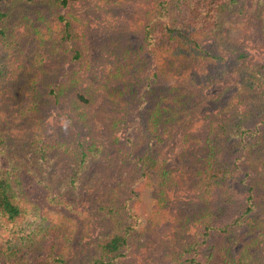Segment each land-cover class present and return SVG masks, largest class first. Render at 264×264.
<instances>
[{
    "label": "rangeland",
    "instance_id": "obj_1",
    "mask_svg": "<svg viewBox=\"0 0 264 264\" xmlns=\"http://www.w3.org/2000/svg\"><path fill=\"white\" fill-rule=\"evenodd\" d=\"M153 6V0H74L64 8L50 2H18L9 6L12 16L5 22L15 28L21 39L13 40L17 44L6 46L0 33V60L8 59L15 69L14 74L0 79V100L3 103L0 127L7 142L17 147V157L25 154L23 146L27 144L32 123V116L25 107V77L28 76L29 82L41 89L42 97L46 86L61 79L64 72L73 71L77 82L59 103L41 98V107L37 111V120L41 118V135L51 141L82 138L89 142L97 138L102 152L86 164L89 168L79 184H86L80 190L83 193L67 197L72 207L51 206L49 198L44 196L42 181L53 180L57 185L65 181L68 171L64 162L52 161L48 167L43 165L44 170L33 166L38 174L32 173L27 165L22 166L20 178L30 195L23 197V204L31 209L39 206L41 211L43 208L59 209L61 214H49V217L61 236L48 232L49 244H44V248L27 250L24 256L1 258L0 264H41L54 258L52 253L56 255L51 245L54 241L59 247L64 246L66 262L62 264L87 261L94 254L92 243L99 235L108 232L112 225L110 219L105 223L107 226L99 221L103 212L100 207L98 211L94 207L92 209L93 202L99 206V197H88L90 191L98 193L105 190L106 185L116 184L120 175H129L130 164L134 163V168L140 154L148 149L154 156L166 158L162 167L170 170L173 181L166 185L165 197L160 196L162 201L153 195V191L160 194L157 190L159 179L155 178L158 182L154 186L145 181L137 185L139 196H133L131 200L136 211L133 221L138 232L130 246L122 250L124 255L116 260V264H194L190 262L193 256L202 264H237L244 247L250 256L246 264H264V187L256 185L259 188L251 190L256 181L255 173L249 175L240 171L234 187L230 188L234 199L227 206L231 218H235L247 209L250 197H253L255 210L250 221L255 225L236 227L233 230L235 235L230 237L219 231L225 223L223 216L218 221L213 220L219 210L217 204L223 197L202 192L203 187L199 185L203 142L210 129L209 123L214 120L213 115L219 116V112L220 116L237 114L245 106H250L253 99L263 102L264 107V0H238L226 11L227 24L222 30L203 35L202 45L212 51L217 49V54L223 59L216 64L204 59L200 64L201 67L207 66L209 76L218 78L209 88L203 89L206 106L191 113L189 117H196L191 127H185L184 123L171 124L165 115L157 116L158 122L150 119L151 101L156 102L159 97L155 98V95L161 91L156 90L152 92L154 96H150L152 88L147 91L146 88L148 85H156L157 88L167 86L166 83L173 80L170 72L158 77L154 75L159 66L166 68L160 65V60H165L166 56L164 50L155 47L157 43L154 46L145 40L146 29L150 27L161 38L170 37L165 24L153 20L154 14L150 15ZM60 15L74 17L73 37L69 41L65 39V21L60 19ZM75 51L80 52L77 58ZM241 54L245 57H240ZM119 62L124 65L122 74L112 78ZM251 73L256 74L258 86L244 91L243 78ZM184 78L192 81L196 78L197 83L204 81L195 68L186 70ZM124 87L137 91L134 100L127 96L117 99L107 96L111 89L121 91ZM79 88L93 96H89V104L74 103V94ZM229 101L236 110L227 108ZM125 113L130 117L117 126L116 119ZM185 123L189 125L190 121ZM33 126L36 129L35 124ZM133 141L135 144L131 147L130 142ZM121 164L119 173L115 168ZM55 171L58 174L51 178ZM159 171L157 168V173ZM36 175L41 176V184ZM221 205L223 207V202ZM62 214L77 220L61 224L65 222L60 217ZM33 215L31 210L23 220L27 223ZM207 220L214 227L209 237L204 234ZM154 222L157 223L152 229L150 224ZM144 229L149 232H142ZM2 237L0 246L5 242Z\"/></svg>",
    "mask_w": 264,
    "mask_h": 264
},
{
    "label": "trees",
    "instance_id": "obj_2",
    "mask_svg": "<svg viewBox=\"0 0 264 264\" xmlns=\"http://www.w3.org/2000/svg\"><path fill=\"white\" fill-rule=\"evenodd\" d=\"M72 1L74 0H0V23H3L0 27V33L5 40L6 46L11 45V43L17 44L13 40L21 39L20 34L16 33L15 28L8 26L5 22L12 16L9 9L10 5H15L18 2H50L53 6L64 8ZM153 1L154 6L150 10V15L153 16L152 14H154L153 20L165 24L170 38L159 37V34L153 32L150 27H147L144 37L150 45L155 46V43H157L158 46L155 47L165 51L166 58L165 60H160V65L166 68L164 69L159 66L155 71V77L160 76V74L164 75L165 72H170L169 75L173 77V80L168 81L166 83L167 86L162 85L163 87L157 88L156 85H148L146 91L148 88H152L149 92L151 93L150 96H154L152 92L156 90L161 91L155 95V98L159 97V99L156 102L151 101L152 112L149 110L148 113L151 112L150 119H153L155 122H158L156 120L157 116L165 115L166 120L168 119L171 124L181 125V123H184L185 127H191V124L196 119V117H189L191 113L195 109H201V106H206L203 102L205 98L203 89L209 88L218 78L212 75L209 76L207 66L201 67L200 64L204 59L210 64L219 63L223 59L220 54H217V49H213L212 51L207 46H203L201 39L203 35H211L222 30L223 25L227 24L225 20L226 11L233 7L238 0ZM60 19L65 21V39L69 41L73 37L71 28H73L74 17L71 19L69 16L60 15ZM75 52V58L79 57L80 52ZM240 57H245V55L241 54ZM8 61V59L0 60V79H4L9 74L15 73L11 62ZM123 68V63H117L115 66L116 73L112 78H115L118 74H122L121 70ZM194 68L197 69L198 75L200 73L202 80H204L201 83H197L196 80L198 79L196 78L193 81L184 78L186 70ZM25 79L26 81L23 82V89L25 88L26 90L24 98L27 100L25 107H27V113L32 116V123L27 144L23 146L24 155L17 157V147H13V145L7 142L6 136L2 134L4 130L0 127V236H3L2 238L5 239L4 245L0 246V259L24 256L27 250L33 251L44 248L46 244H49L47 240L48 232L54 233L55 236H61L58 229L53 228L56 225L52 223L53 220L49 217V214H61L59 209L43 208L44 210L41 211L39 206H34L31 209L23 204V197H30V195L26 192L20 178L22 166L25 164L30 167L29 170L32 173L38 174L32 168L33 166H39L44 170L43 165H47L48 167V164L52 161L58 163L64 162L65 168L68 171L65 181L61 185L53 183V180L42 181L45 190L44 196L49 198L51 206L58 207V205H62L72 207L67 197L75 196L79 192L80 194L83 193L80 190L86 184H79H81L89 168L86 164H90L102 152V146L99 144L100 141L97 138H93L89 142L82 138L51 141L41 135V118L37 120V111L41 107V98L43 101L50 99L54 103H59L68 94L69 88L77 82L73 71L70 73L64 72L61 79L54 81L55 83L51 82L46 86V90L43 89L45 92L42 93V97L41 89L30 83L28 76ZM78 80H80L79 77ZM255 80L256 74L251 73L246 75L242 81L243 90L248 89L250 91L258 86ZM131 87H124L121 91L118 88L111 89L108 91L107 96L110 99L127 96L130 100H134L137 91L131 89ZM89 96L92 95L88 91H83L79 88L75 91L73 101L77 105H87L91 100ZM162 101L165 103H162ZM262 103L260 100L253 99L250 106H245L241 112L237 111V114L232 113L220 116L219 112V116L213 115L214 120L209 123L210 129L209 131L207 130L206 133L208 134L205 136V142H203L205 143L203 144L204 155L201 160L202 175L200 176L199 185L203 187L202 192L206 191L209 195L214 194L216 197H223L220 199L219 204H217L219 210L213 220L218 221L223 216L225 223L219 227V231H222L223 234H228V237L231 234L235 235L233 230L235 231L236 227L247 228L255 225L250 221V217L255 210V205L252 202L253 197H250L247 209L236 215L235 218H231L232 214L228 212L227 206L234 199L230 188L234 187L235 180H237V177L241 173L240 171L243 170L249 175L252 172L255 173V185L250 187L252 191L258 187L256 185H260L261 188L264 187V107ZM2 104L0 100V125L3 121L1 113V110L3 112ZM226 106L230 110L237 109L231 102ZM128 117H130L128 113L119 115L115 124L120 126V123L128 119ZM35 120L37 121L34 123ZM184 120L185 122L190 121L189 125ZM33 124H35L36 129ZM260 124L262 126L259 127ZM146 130H148V127ZM130 143L131 147L135 144L134 141ZM192 147L193 145L190 146V148ZM130 153L132 154L133 152ZM165 160L166 158L154 156L150 149H148L140 154L134 168V163L130 164L129 175H120L116 184L111 183L112 185L110 186L106 185V189L98 193L93 190L90 191L88 197H92L93 195L94 197H99V203L96 201L99 206L95 205L94 202L92 204V209L94 207L98 211V207H100V210L103 212L99 221L104 225L107 219H110L112 225L108 232L99 235L92 243L94 254L83 264H116V260L121 255H124L122 250L130 246L133 237L138 232L136 223L133 221L136 211L131 198L139 196V191H137L139 183L145 181L147 182L146 184H153L154 186L158 182V180H155L157 178L159 179L157 190L160 194L153 191V195L162 201L163 198H160V196L165 197L163 195L165 194L166 185L173 181V176L169 173L170 170L162 167ZM123 164L117 165L115 168L119 173L121 172L119 168ZM157 168L161 170L159 173H157ZM57 174V171L52 172L50 177L54 178ZM36 176L38 177V183L41 184V176ZM174 182H176L175 179ZM214 195L213 197H215ZM221 202H223V207H221ZM31 210L34 215L29 218L32 220L26 223L23 218L28 217L27 214ZM210 213L212 214L211 211ZM60 217L65 221L61 223L64 225H67L70 221H74V219L77 220L76 217L73 219L64 214L60 215ZM210 221H206L204 231L207 237L211 236L212 229H214L209 223ZM157 222L150 224V227L153 229ZM61 232L63 234V229ZM142 232L147 233L149 230L144 229ZM204 242H207V239ZM51 245L52 250L55 248L54 253L59 257L52 253L54 258L43 262L40 261L41 264L65 263L64 246L59 247L60 245L57 241H54ZM243 252L237 264L249 262L250 256L245 247L243 248ZM232 258L233 256H231ZM190 262L202 264L195 256L190 259Z\"/></svg>",
    "mask_w": 264,
    "mask_h": 264
}]
</instances>
